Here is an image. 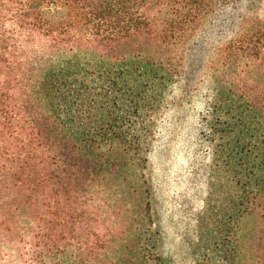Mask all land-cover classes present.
Wrapping results in <instances>:
<instances>
[{
  "label": "trees",
  "instance_id": "obj_1",
  "mask_svg": "<svg viewBox=\"0 0 264 264\" xmlns=\"http://www.w3.org/2000/svg\"><path fill=\"white\" fill-rule=\"evenodd\" d=\"M227 1L0 0V257L8 247L27 264H169L147 155L194 40ZM262 1L248 0L207 65L200 123L218 140L231 221L258 229L194 264H264Z\"/></svg>",
  "mask_w": 264,
  "mask_h": 264
},
{
  "label": "rangeland",
  "instance_id": "obj_2",
  "mask_svg": "<svg viewBox=\"0 0 264 264\" xmlns=\"http://www.w3.org/2000/svg\"><path fill=\"white\" fill-rule=\"evenodd\" d=\"M247 2L228 0L207 21L189 50L186 79L172 87L156 117L145 177L151 191L156 251L169 264H194L205 252H235L249 241L247 236L241 238L242 232L258 229L255 218L231 221L236 207L230 209L222 163L213 154L218 140H210L200 126L212 96L205 69L218 47L235 35L238 14ZM1 253L10 255L0 257V264H27L11 255L8 247Z\"/></svg>",
  "mask_w": 264,
  "mask_h": 264
}]
</instances>
